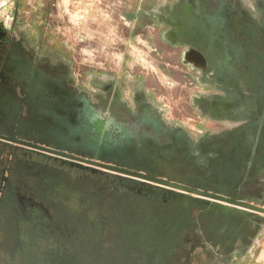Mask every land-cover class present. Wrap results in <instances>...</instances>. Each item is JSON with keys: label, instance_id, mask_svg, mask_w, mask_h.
<instances>
[{"label": "flooded vegetation", "instance_id": "obj_1", "mask_svg": "<svg viewBox=\"0 0 264 264\" xmlns=\"http://www.w3.org/2000/svg\"><path fill=\"white\" fill-rule=\"evenodd\" d=\"M259 3L264 6V0ZM162 11L168 28L194 46L190 34L197 30L195 22L179 13V4L172 11ZM126 16L130 20L129 10ZM198 24L209 33L216 27L209 19ZM196 44L194 48L204 49L206 57L216 61L209 60L200 69L205 87L194 97L198 111L211 125L197 124L190 130L168 120L167 109L157 105L141 83L127 95L114 76L101 71L88 79L76 77L64 56L47 52L43 42L36 44L19 15L0 14V155L9 147L14 153L19 150L15 147H23L13 142L30 146L24 170L39 179L31 186L28 177L19 171L8 174L9 168L0 161V211L24 214L33 226L71 231L66 218L52 219L46 189L53 177L76 170L80 177L90 175L102 182L116 200L106 213L110 223L124 227L132 220V210L141 213L148 208L137 205L138 201L158 207L150 237L159 254L150 264H233L253 243L259 223L195 202L185 205L176 193H218L245 200L263 197L264 132L258 125L264 128V121L258 123L253 115L264 113V67L251 59L229 62L226 46L216 37ZM234 57H241L237 49ZM191 71L193 75L182 78L196 92L199 70ZM243 115L247 121L242 125ZM219 120L233 124L215 125ZM153 186L161 187L160 195L152 194ZM81 257L78 261H88L87 255Z\"/></svg>", "mask_w": 264, "mask_h": 264}, {"label": "rangeland", "instance_id": "obj_2", "mask_svg": "<svg viewBox=\"0 0 264 264\" xmlns=\"http://www.w3.org/2000/svg\"><path fill=\"white\" fill-rule=\"evenodd\" d=\"M51 1L20 0V5L13 1V7L21 10L19 19L36 44L43 42L49 50L47 52L64 56L72 66L70 69L74 76L88 79L97 71L107 76L121 74L127 95L134 91L137 83H141L155 103L167 109L166 117L175 124L182 125L179 119L196 113L189 106L190 99L186 98L191 90L182 78L184 73L165 65L152 41L142 31H131V21L128 20V24L122 21L121 15L130 10L129 0L115 1L112 18L106 15L102 4L98 8L95 5V11H90L84 4L82 10L88 13L84 12L83 19H77L73 11L72 17L67 19L62 12L63 4L60 2L54 6ZM105 67L107 70L103 69ZM170 74L182 82H173L167 76ZM160 93L166 96L172 93L181 101L176 100L178 104L175 107L171 100L161 99ZM171 107L176 109L175 113ZM189 126H192L187 127L190 130L197 128V125ZM12 144L23 147H15L19 148L16 153L11 147L4 150L0 155V161L4 162L2 167L9 168L8 174L23 173L33 186L39 182L38 177L24 170V161L29 157L25 153L31 152V148L22 143ZM81 174L74 170L53 177L46 189L50 195L46 206L52 219L66 218L70 224L69 232L60 226H33L24 214L15 210L10 213L0 211V264H150V259L157 257L158 246L150 235L156 213L160 211L158 207H149L150 203L137 200V205H148V208L141 213L132 210V220L124 227V224L110 223L106 213L111 211L116 200L104 190L102 182L90 175L80 177ZM69 255L76 261L63 258ZM84 255L88 261H78L84 259L81 257ZM233 264H264V229Z\"/></svg>", "mask_w": 264, "mask_h": 264}, {"label": "crops", "instance_id": "obj_3", "mask_svg": "<svg viewBox=\"0 0 264 264\" xmlns=\"http://www.w3.org/2000/svg\"><path fill=\"white\" fill-rule=\"evenodd\" d=\"M13 1L18 2V5H20V0H0V8L3 5L5 6L0 14L7 15L10 18L20 15L21 10L17 7H13ZM36 1L37 0H32V2ZM176 3L179 4V13L184 16L186 15L190 21L195 22V29L197 30L190 34V42L206 39L205 36L201 34L198 23L202 20H212L216 23L217 28L215 27V30L212 31L210 36L220 39L222 45L226 46L225 50L229 62L236 60L246 62L251 59V61L255 62L258 66L261 64L263 67L264 6L259 3V0H130L129 18L132 22L131 31H142L144 36L151 40L158 48L162 58L166 62L165 65L171 67L173 71L182 72L184 75H191L192 73L194 74L191 69L199 70L195 73V77H197L199 84L198 91H191L189 97L186 96V98L190 99L188 100L189 106L193 107L197 113L193 115L190 114L182 120L179 119L182 126L192 127L189 126V124H191L194 127V125L198 124L209 127L211 123L208 121L207 117L198 111L199 109L194 101V97L195 94H199V91H203L205 87L204 80L202 79L203 72L200 71V69L204 68V64L212 60V58L209 59L206 57L203 65L198 64L197 59L191 56L188 59H184L185 53L190 52L192 44L189 43V41L188 43L184 41V37L172 31V28L169 29L164 18L161 16V14H164L162 9L166 8L172 11V7ZM175 15L177 16L176 12L174 13V16ZM231 20L244 31L235 33L231 28ZM172 32L175 33H173V36L171 34ZM235 49L241 54V57L237 59L234 57ZM181 61L182 64L180 63ZM212 61L216 60L213 59ZM167 76H170L169 78H171L173 82H177L178 84L182 82L180 78L177 77L176 79L173 74ZM113 78L118 86L123 87L124 83L119 75ZM160 95L162 97L161 99L167 98L169 102L171 100L172 105L175 107H177L176 105L181 101V99H176V95L172 93H169L168 96L164 93H160ZM171 111L175 113L176 109L171 107ZM240 118V124L243 125L246 123L247 119L244 115ZM253 118L257 120L258 123L264 121V113H256L253 115ZM191 122H193V124ZM214 124L218 126H232L233 121L225 120L222 122L219 120L214 122ZM258 127L264 132V128L261 125H258Z\"/></svg>", "mask_w": 264, "mask_h": 264}, {"label": "water", "instance_id": "obj_4", "mask_svg": "<svg viewBox=\"0 0 264 264\" xmlns=\"http://www.w3.org/2000/svg\"><path fill=\"white\" fill-rule=\"evenodd\" d=\"M231 21H232L231 28L233 29L235 33H237L236 27L238 26H236V23L233 20ZM183 29L185 30L186 28L183 27L182 30ZM200 32L201 34L205 36V38H208V36H210V34L212 33V32L209 33L208 29L206 28H202ZM173 33L174 32L171 33L172 36H173ZM187 35L188 34H186V36ZM187 38L189 37L187 36ZM201 41L203 42V40ZM192 43L194 44V46H192L190 52L185 53L184 59H188L191 54L192 57L193 55H195L194 57H197V60L199 59L200 62L204 64L205 58H206L205 50L204 49L197 50L196 48H194L197 46L196 42H192ZM93 170L97 171V169H94V168ZM133 181H136V180H133ZM155 182L166 185L168 187H172V188H178V189L183 188L179 184L168 181V180H155ZM142 184L144 185L145 182H142ZM158 188H161V187L153 186L151 190L152 194L160 195L161 192L158 191ZM165 190L174 192V191L167 190V189ZM176 194H179L182 199L184 198L185 205H187L189 202H195L200 206L208 207L226 216H236L240 218L253 219L257 221L261 227L259 230V233L262 229H264V195L261 199L245 200V199H239L236 197L222 195L218 193H197L195 196L191 194H181V193H176ZM175 198H176V195H175Z\"/></svg>", "mask_w": 264, "mask_h": 264}, {"label": "built area", "instance_id": "obj_5", "mask_svg": "<svg viewBox=\"0 0 264 264\" xmlns=\"http://www.w3.org/2000/svg\"><path fill=\"white\" fill-rule=\"evenodd\" d=\"M115 1L116 0H52L51 2H52V4L54 6L58 5L60 2L63 4L62 12L65 14V17L67 19H70L72 17V15H71L72 14L71 13L72 11L75 12L77 19H83L85 13H88V11H83L82 10V8L84 7V4H85V6H88L89 7L88 9L90 11L91 10L92 11L93 10L94 11L96 10V9H94L95 8L94 7L95 5L98 8L99 5L102 4L104 6V10L107 12L106 15L107 16H111V18H112V16L115 14ZM120 2H123V1L121 0ZM124 7L126 8L127 6H124ZM121 19L126 24L129 23L128 22L129 19L127 18L125 12H124V15H121Z\"/></svg>", "mask_w": 264, "mask_h": 264}]
</instances>
